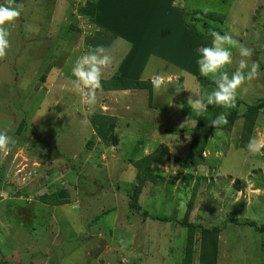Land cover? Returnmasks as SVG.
<instances>
[{
    "label": "rangeland",
    "instance_id": "obj_1",
    "mask_svg": "<svg viewBox=\"0 0 264 264\" xmlns=\"http://www.w3.org/2000/svg\"><path fill=\"white\" fill-rule=\"evenodd\" d=\"M16 2L24 11L6 26L11 47L0 60V130L17 139L0 153V264H182L190 235L184 220L220 227L217 264H264V234L247 224L264 223V148L247 150V121L237 116L240 103L264 100V0H179L174 11L171 3L164 7L169 15L158 11L165 18L160 32L145 18L148 38L96 26L99 0ZM184 6L188 22L229 33L254 50L249 63L260 65L236 106L219 110L228 123L212 134L196 170L183 165L197 126L188 98L213 86L197 78L196 49L205 44L183 25ZM97 45L112 56L104 78L160 75L164 84L152 91L101 88L94 107L84 104L71 89V69ZM232 51L229 73L240 59ZM253 137L264 141V109ZM162 145L168 162L156 171L160 179L141 185L135 163L162 155ZM44 195L66 201L46 206ZM192 235L193 264H200L199 229Z\"/></svg>",
    "mask_w": 264,
    "mask_h": 264
},
{
    "label": "clouds",
    "instance_id": "obj_2",
    "mask_svg": "<svg viewBox=\"0 0 264 264\" xmlns=\"http://www.w3.org/2000/svg\"><path fill=\"white\" fill-rule=\"evenodd\" d=\"M24 11V4L16 0H2L0 2V60L6 58L11 47L10 32L6 27L17 21ZM207 35L211 38L210 45L196 49L198 54L196 64L201 76H211L215 87L209 92L204 90L202 94L188 98V105L197 114L208 111L209 106L216 105L223 108L236 106L238 93L246 83L258 78L260 73L259 63H249L254 50L232 35L225 32L221 34L216 30H209ZM233 49H236L240 59L235 71L229 73L228 66L233 64ZM112 64V56L109 49L103 45H97L79 56L72 69L70 80L71 89L78 94L82 102L90 107L97 103V93L102 88L104 71ZM164 84V77L157 75L152 79L155 90H159ZM180 90L177 89V93ZM183 108V105L179 106ZM227 115L219 114L211 125L213 128L226 125ZM182 127V125H181ZM17 144V139L7 130H0V153L10 152ZM264 148V141L255 137L251 138L247 145L250 153H259Z\"/></svg>",
    "mask_w": 264,
    "mask_h": 264
},
{
    "label": "trees",
    "instance_id": "obj_3",
    "mask_svg": "<svg viewBox=\"0 0 264 264\" xmlns=\"http://www.w3.org/2000/svg\"><path fill=\"white\" fill-rule=\"evenodd\" d=\"M106 3L108 6L103 12L104 21L100 22L98 20H95L94 22L96 26H101V28H104V30L108 32L109 31L113 32L114 30L110 29L107 26H112L115 29L120 27L119 28L120 30L125 29L124 32L129 34H131L133 30H135L140 35V38H144V37L148 38L150 32L147 33V29H145V31H143L142 29V26L148 21L147 19L144 20V23L142 25H140V23L138 25V19L136 18V10H130L127 13L125 11H120L119 8H117L118 7L117 4L119 3V1L117 0L115 1L108 0ZM185 9L182 12L184 17L183 25H186V27L189 29L188 34L192 37V39L194 40L196 39L199 42H202L203 44H205V46L210 45L211 38L207 35V32L209 30H216L220 32V29L213 27L211 28L209 24H206L205 27L202 29L196 28L194 24L188 22L187 18L190 16L191 12L189 11L188 13ZM199 12L200 11H198V13ZM151 13H150L151 15L150 16L147 15L146 18L150 17V19H153V16H156L158 14V12H155L156 14H153L154 12ZM205 14L206 13H204V15ZM207 15H209V18L213 17V15L210 13ZM157 17L164 18L161 15ZM224 20H225V14L222 16V21L224 22ZM154 24L156 28H154V31L151 32H155L157 29V22L155 21ZM71 29L72 32L75 30V28L73 27ZM205 31L207 32L205 33ZM166 35L168 36V33H166ZM197 78L204 85L206 86L212 85L213 88L215 87L214 81H209V79L201 75H199ZM102 88L107 92L142 90V89H150V91H152L153 85L151 80L144 81V80L131 79L122 76L121 73H117L109 79L103 77ZM245 105L246 103H240L239 108L241 110L240 113L237 114V116L246 118L247 121L246 134L243 137L242 143L245 146H247L249 140L252 137V132L254 130V127L256 126L257 117L259 116V113L264 109V100L256 102L254 104H249L247 107ZM222 108L223 107L221 106L212 105L209 106L207 112L202 114H196L197 126L191 129L190 132L191 135L193 136V143L191 144L190 155L188 156L187 161L183 163L184 167L191 168L192 170H196L202 165H204L205 157L203 156V153L208 144V141L212 136V134L221 128V126L213 128L211 122L220 114L219 110H222ZM110 129L113 132L114 125H111ZM20 130L21 129H19V131ZM159 150H162L161 151L162 155L158 156L156 153L155 154L153 153L151 155L142 158L140 161H137L135 163V167L139 171L137 181L141 185H144L146 181H150L151 183L155 184L160 179L159 176L156 174V171H158L160 165L167 163L168 159L165 156L167 148L164 145H162ZM65 201L66 200H60L55 195L53 196L44 195L42 197V202L46 206L60 205L63 204ZM192 206H193V201L189 203V208H192ZM153 219L164 222L169 221L167 217H161V216H154ZM180 224L184 227H187L190 230V235L188 236V240L186 243L182 264H193L195 239L192 234H193V230H197V229H199L200 238H201L200 264H217L218 262L217 256H218V248H219L218 236L221 231L220 227L207 228L197 223L188 222L187 220L181 221ZM238 224H240V222ZM247 224L252 228H256L255 230L259 234H264V223L260 227L254 221L249 222ZM3 264H8V263L4 262Z\"/></svg>",
    "mask_w": 264,
    "mask_h": 264
},
{
    "label": "crops",
    "instance_id": "obj_4",
    "mask_svg": "<svg viewBox=\"0 0 264 264\" xmlns=\"http://www.w3.org/2000/svg\"><path fill=\"white\" fill-rule=\"evenodd\" d=\"M112 1H115V0H112ZM117 1H119V3L117 4V6H118L117 8H119L120 11H125L127 13L130 10H136V14H137L136 18L138 19V25H139V22L143 23V21L145 20V18L147 16L146 15L147 13L159 11V14L160 13L166 14L168 11L164 7H166L168 9L170 3L172 4V7H171L172 11H174L175 9H177L179 7V5L177 4L179 0H117ZM106 2L104 5H107ZM104 5H101V0H99L98 8L103 9V12H104V8H103ZM160 6L163 7L162 8L163 10L160 8ZM183 8L185 9V6ZM159 14H157L156 16H153V19H151V21L155 20L157 22V29L160 32L162 30L163 21L165 18L157 17V16H159ZM169 14L170 13L168 12V15ZM101 17H102V20H99V21L102 22V21H104L103 14L101 15ZM142 29H143V31H145L144 26ZM151 30H154V28ZM143 33H146V32H143ZM87 39L90 40L89 37Z\"/></svg>",
    "mask_w": 264,
    "mask_h": 264
}]
</instances>
